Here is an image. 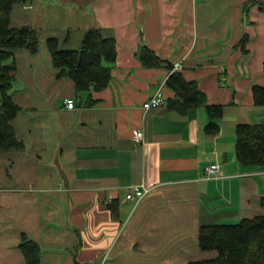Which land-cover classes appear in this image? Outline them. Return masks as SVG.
<instances>
[{"label":"crops","instance_id":"1","mask_svg":"<svg viewBox=\"0 0 264 264\" xmlns=\"http://www.w3.org/2000/svg\"><path fill=\"white\" fill-rule=\"evenodd\" d=\"M249 1L13 0L10 26L34 29L39 46L7 61L23 148L0 154V264H25L24 239L40 264H190L216 256L200 250L201 226L264 216V166L235 153L238 124L264 125L252 93L264 87V0ZM89 29L114 40L116 58L105 89L77 92L46 41L74 50ZM144 47L156 65L143 64ZM174 72L222 106L216 135L204 108L168 109ZM158 89L164 104L145 109ZM139 184L150 193L126 200Z\"/></svg>","mask_w":264,"mask_h":264},{"label":"trees","instance_id":"2","mask_svg":"<svg viewBox=\"0 0 264 264\" xmlns=\"http://www.w3.org/2000/svg\"><path fill=\"white\" fill-rule=\"evenodd\" d=\"M12 4L13 0H0V154L23 148L12 127L20 107L10 95L15 67L7 61L16 50L36 53L39 46L34 29L10 26ZM251 4L252 0L245 9ZM46 47L57 76L71 79L77 92L101 91L108 86L109 65L115 61L116 47L114 40L104 37L99 29L87 30L77 49H61L56 38L47 39ZM140 59L147 66L159 62L146 47L141 50ZM167 85L175 94L168 103L170 111L185 115L191 109L202 107L209 119L205 133L209 136L218 133L222 106L208 105L197 84L187 82L180 73H172ZM252 93L255 105L264 106V87L254 86ZM235 133L238 162L247 167L264 166V125L238 124ZM198 246L202 251L215 252L216 256L190 264H264V216L242 219L236 224L201 226ZM19 248L25 264H40V249L34 242L24 239Z\"/></svg>","mask_w":264,"mask_h":264},{"label":"built area","instance_id":"3","mask_svg":"<svg viewBox=\"0 0 264 264\" xmlns=\"http://www.w3.org/2000/svg\"><path fill=\"white\" fill-rule=\"evenodd\" d=\"M180 65L179 63H174L173 64V69H179ZM164 104V98L162 95V92L160 89H158L153 96L150 98L148 102L144 104L145 109H150V108H157L160 107L161 105ZM66 107L68 109H72L74 107V103L72 100H66ZM133 141L135 144L140 145L144 143V135L142 130H135L133 132ZM217 170L216 165H211L207 166L204 169V177L205 179H210L215 177ZM151 189L146 187L144 184H139L135 186H131L128 188L125 199L128 201H133L134 203L138 204L140 203L149 193ZM105 258L99 263V264H104Z\"/></svg>","mask_w":264,"mask_h":264}]
</instances>
